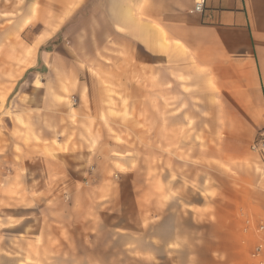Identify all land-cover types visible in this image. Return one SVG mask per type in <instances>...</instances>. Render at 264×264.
<instances>
[{
	"label": "rangeland",
	"instance_id": "1",
	"mask_svg": "<svg viewBox=\"0 0 264 264\" xmlns=\"http://www.w3.org/2000/svg\"><path fill=\"white\" fill-rule=\"evenodd\" d=\"M30 1L0 0V264H208L191 234L164 248L163 220L178 221L194 198L163 181L162 135L145 103L138 116L114 91L91 103L98 87L90 98L84 80L99 72L71 50L67 7L52 20ZM94 104L108 116H88Z\"/></svg>",
	"mask_w": 264,
	"mask_h": 264
},
{
	"label": "crops",
	"instance_id": "2",
	"mask_svg": "<svg viewBox=\"0 0 264 264\" xmlns=\"http://www.w3.org/2000/svg\"><path fill=\"white\" fill-rule=\"evenodd\" d=\"M194 1L28 4L50 6L52 20L55 7H67L71 50L83 55L86 70L99 72L84 80L90 98L98 87L91 103L114 91L113 100L136 107L133 116L145 103V117L162 135L163 181H179V197L194 198L180 206L178 221L163 220L171 232L165 250L191 234L208 264H264V153L252 148L264 131V0H205L202 12L192 11ZM89 111L108 116L95 104ZM170 166L178 167L176 179ZM182 208L192 222L183 221Z\"/></svg>",
	"mask_w": 264,
	"mask_h": 264
},
{
	"label": "built area",
	"instance_id": "3",
	"mask_svg": "<svg viewBox=\"0 0 264 264\" xmlns=\"http://www.w3.org/2000/svg\"><path fill=\"white\" fill-rule=\"evenodd\" d=\"M204 1L205 0H195L192 11L202 12L204 7ZM252 148L254 150H259L264 153V131L261 133L260 137L255 142H253ZM260 247H261L260 245L257 247L256 253L259 252Z\"/></svg>",
	"mask_w": 264,
	"mask_h": 264
}]
</instances>
